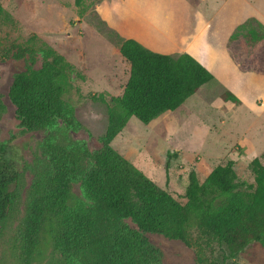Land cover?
<instances>
[{
    "label": "trees",
    "instance_id": "16d2710c",
    "mask_svg": "<svg viewBox=\"0 0 264 264\" xmlns=\"http://www.w3.org/2000/svg\"><path fill=\"white\" fill-rule=\"evenodd\" d=\"M7 1L0 0V24L9 19L3 10ZM74 4L81 17L83 0H74ZM249 28L247 33H255ZM115 48L128 62L129 73L121 95L112 98V117L100 137L101 147L90 153L83 144L46 145V163L34 171L27 213L16 235L19 264H36L48 242L56 255L51 264H158L160 252L142 231L163 233L189 244L191 218L226 246L228 257L264 242V153L250 161L252 183L236 174L232 159L214 166L202 180L191 169L183 204L113 149L111 141L131 116L148 124L176 110L214 79L188 53L161 54L132 38L120 40ZM221 48L239 71L264 74V32L253 43L244 35L233 36L222 41ZM39 54L42 63L34 67ZM0 58L26 61V68L14 76L7 92L22 131L45 130L57 118L73 130L81 127L65 97L72 86L71 75H83L53 47L31 34L13 49L0 48ZM221 97L239 103L230 91ZM4 108L0 94V113ZM15 154L9 142H0V224L10 214L16 188L28 168L27 161L15 160ZM77 183L92 203L74 195ZM127 217L137 228L123 222Z\"/></svg>",
    "mask_w": 264,
    "mask_h": 264
},
{
    "label": "rangeland",
    "instance_id": "374dc122",
    "mask_svg": "<svg viewBox=\"0 0 264 264\" xmlns=\"http://www.w3.org/2000/svg\"><path fill=\"white\" fill-rule=\"evenodd\" d=\"M100 1L83 0L85 12L81 17L74 0H8L3 5L9 19L0 24V48L13 49L36 34L70 62L83 78L75 73L71 75L72 86L65 97L81 124L78 130L57 118L45 130L24 132L7 92L14 76L26 68V61L0 58V94L5 104L0 113V142L13 146L16 161L28 163L16 188L17 198L12 210L0 224V264H19L16 235L27 213L34 171L46 163V145L83 144L90 153L98 151L100 137L112 117V98L121 95L128 78L129 64L115 49V44L124 38L120 15L115 14L119 7L105 8V4L100 7L107 22L96 9ZM196 2L198 6L206 3V13L224 4V0ZM234 5L248 16L239 17L237 23L223 30L220 38L228 42L233 36L244 35L253 43L260 31L264 32V20L259 21L252 6L264 14V0H238ZM249 27H253L255 33H247ZM41 63L39 54L34 67ZM224 69L227 82L214 76L176 110L167 111L148 124L131 116L110 143L151 181L183 204L187 202L184 192L191 169H195L202 180L214 166L232 159L236 174L252 183L250 161L264 153V75ZM226 91L235 95L239 103L223 100L221 96ZM261 160L264 162V156ZM91 164L86 163L87 167ZM73 193L78 199L88 200L78 183ZM88 203L92 202L88 200ZM123 222L137 228L130 217ZM187 230L189 244L159 232L142 233L158 248V264H264V242L228 257L226 246L207 235L196 219H190ZM53 256L56 257L48 242L35 263L51 264Z\"/></svg>",
    "mask_w": 264,
    "mask_h": 264
},
{
    "label": "crops",
    "instance_id": "0c3cea01",
    "mask_svg": "<svg viewBox=\"0 0 264 264\" xmlns=\"http://www.w3.org/2000/svg\"><path fill=\"white\" fill-rule=\"evenodd\" d=\"M103 4L105 8L119 7L115 14L120 15L123 39H135L144 47L161 54L176 56L188 53L222 80L226 77L224 68L242 73L232 59L223 53L220 38L223 30L237 23L239 17L248 16L234 5L238 4V0H224V4L210 13L205 11V2L198 6L196 0H101L96 6L100 14ZM252 8L259 21L264 20L262 10ZM101 16L109 21L103 14ZM247 73L258 74L243 72Z\"/></svg>",
    "mask_w": 264,
    "mask_h": 264
}]
</instances>
